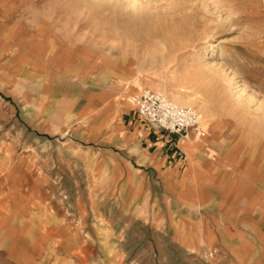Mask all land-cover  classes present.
I'll use <instances>...</instances> for the list:
<instances>
[{"label":"rangeland","instance_id":"1","mask_svg":"<svg viewBox=\"0 0 264 264\" xmlns=\"http://www.w3.org/2000/svg\"><path fill=\"white\" fill-rule=\"evenodd\" d=\"M113 81L120 101L131 84L197 109L196 147L239 162L250 192L217 246L177 244L112 191L74 114ZM8 174L46 192H3ZM0 264H264V0H0Z\"/></svg>","mask_w":264,"mask_h":264},{"label":"crops","instance_id":"2","mask_svg":"<svg viewBox=\"0 0 264 264\" xmlns=\"http://www.w3.org/2000/svg\"><path fill=\"white\" fill-rule=\"evenodd\" d=\"M120 90L114 81L106 87L85 88L74 114L77 120L88 122L84 137L100 145L103 154L95 163L110 172L112 191L127 192L131 214L144 211L145 206L159 209L154 224L171 228L177 244L217 246L218 234L212 226L230 224L234 203L241 205L244 192H250L245 181L231 180L232 168L238 171L233 166L239 162L218 155L214 136L205 148L173 143L171 134L151 126L138 114L136 104L127 96H136L131 84L122 101ZM133 112L140 123L125 122V116ZM6 179L3 192H46L39 178L24 183L8 174ZM192 212L199 215L191 217Z\"/></svg>","mask_w":264,"mask_h":264},{"label":"built area","instance_id":"3","mask_svg":"<svg viewBox=\"0 0 264 264\" xmlns=\"http://www.w3.org/2000/svg\"><path fill=\"white\" fill-rule=\"evenodd\" d=\"M138 114L156 128L182 141L203 135V117L195 108L179 106L160 92L144 91L135 97Z\"/></svg>","mask_w":264,"mask_h":264},{"label":"bare ground","instance_id":"4","mask_svg":"<svg viewBox=\"0 0 264 264\" xmlns=\"http://www.w3.org/2000/svg\"><path fill=\"white\" fill-rule=\"evenodd\" d=\"M161 93V92H160ZM142 94H140V95H137V96H141ZM135 97L136 96H134V97H132L131 98V100L135 103ZM165 97V96H164ZM166 98V97H165ZM173 103H175V104H177V105H179V106H186L187 104L186 103H183V102H181V101H174ZM136 104V103H135ZM207 117H209V115L207 116ZM203 135H200V136H193V137H191L190 139H183L182 140V142H183V144H185V146H188V147H196V145L195 144H197L198 142H200L201 140H202V138H204L205 137V131H204V129H203ZM207 139V137H205L204 138V140H206ZM199 144V143H198ZM198 147V146H197ZM201 147V146H200ZM202 147H207L206 146V143L204 144V145H202ZM34 221V220H33ZM41 225H43V224H41ZM49 228V227H48ZM42 233V232H41ZM43 236V235H42Z\"/></svg>","mask_w":264,"mask_h":264}]
</instances>
